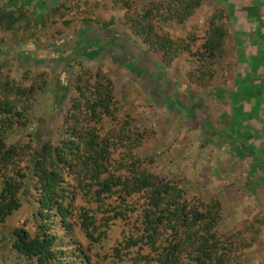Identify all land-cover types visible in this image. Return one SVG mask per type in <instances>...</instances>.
Segmentation results:
<instances>
[{"label":"rangeland","instance_id":"obj_1","mask_svg":"<svg viewBox=\"0 0 264 264\" xmlns=\"http://www.w3.org/2000/svg\"><path fill=\"white\" fill-rule=\"evenodd\" d=\"M64 1L65 6L58 9ZM123 1L0 0V11L19 14L24 7L30 9V14L20 17L10 31L0 29V73L21 81L25 70L30 74L45 71L47 79L45 88L34 95L31 122L6 133L7 142L28 143L33 138L35 150L39 149V136H43L42 141L50 137L57 143L63 135L65 113L74 104L75 78L81 66L94 74H106L113 79L122 110L142 129L153 131L138 148L144 155L153 156L151 170L163 180H175L185 188L187 197L219 198L222 232L250 226L248 236H253L258 229L256 242H250L243 257L245 263L264 264V96L259 104L252 89L233 90L237 85L229 80L236 78V60L231 58L227 42L224 57L212 70L207 68L208 73L213 72L210 77L198 72L200 63L195 53L183 52L170 59L150 48L125 22ZM128 1L129 14L136 17L147 2L156 0ZM206 1L184 25L162 19L155 25L161 34L173 38L200 35L216 11L206 9ZM259 1L253 0L254 13ZM34 21L38 23L36 29L26 28ZM225 23L229 30L228 21ZM229 34L227 41L232 39ZM110 37L116 40L110 41ZM142 52L146 58L140 57ZM21 157L28 165L27 157ZM7 173L15 176L13 170ZM31 190L32 194L22 195L21 209L0 221V264L27 263L12 249L11 239L15 228L37 229L34 212L39 190ZM121 227L113 226L108 237L104 234L105 239L96 243L88 244L83 233L78 235L87 246L84 250L101 264H128L131 259L133 264L138 251L130 248L127 255L123 239L128 235ZM116 247H120L123 260L115 254Z\"/></svg>","mask_w":264,"mask_h":264},{"label":"trees","instance_id":"obj_2","mask_svg":"<svg viewBox=\"0 0 264 264\" xmlns=\"http://www.w3.org/2000/svg\"><path fill=\"white\" fill-rule=\"evenodd\" d=\"M123 2L125 22L150 48L170 59L183 52L195 53L202 68L198 72L213 76L207 68L212 70L227 53L230 29L223 9L211 15L200 35L173 38L161 34L155 21L184 25L204 0L147 2L136 17L129 14L130 2ZM62 6L65 1L57 8ZM25 14H30L27 7L19 14L2 9L0 29L10 31ZM36 21L26 28L36 29ZM143 54L140 57L146 58ZM23 74L16 81L0 73V221L21 209L23 194H32L31 188L39 190L34 212L37 229L15 228L11 239L12 249L26 264H101L84 250L87 246L78 234L83 233L88 244L96 243L105 239L104 234L108 237L115 225H123L120 229L128 235L123 239L127 255L130 248L138 251L135 264H249L243 256L250 242H256L259 230L253 236H248L250 226L222 232L219 198L187 197L175 180H163L151 170L153 156L138 148L153 131L142 129L122 110L108 75L81 66L75 78L74 104L65 113L63 135L57 143L39 136L37 150L33 138L9 144L6 133L31 122L34 95L47 84L45 71L30 74L25 70ZM21 156L27 157L28 165ZM10 170L15 176L7 173ZM115 254L123 260L120 247Z\"/></svg>","mask_w":264,"mask_h":264},{"label":"crops","instance_id":"obj_3","mask_svg":"<svg viewBox=\"0 0 264 264\" xmlns=\"http://www.w3.org/2000/svg\"><path fill=\"white\" fill-rule=\"evenodd\" d=\"M206 2V9H223L231 27L229 35L232 39L227 41V48L233 53L231 58L236 60L233 66L236 78L229 80L237 85L233 90L237 88L249 92L252 89L257 94L255 101L260 104L264 96V0L259 1L256 13L252 9L253 0ZM249 33L253 34L252 38Z\"/></svg>","mask_w":264,"mask_h":264},{"label":"clouds","instance_id":"obj_4","mask_svg":"<svg viewBox=\"0 0 264 264\" xmlns=\"http://www.w3.org/2000/svg\"><path fill=\"white\" fill-rule=\"evenodd\" d=\"M54 9V8H53Z\"/></svg>","mask_w":264,"mask_h":264}]
</instances>
